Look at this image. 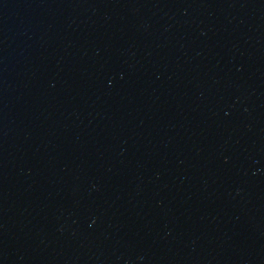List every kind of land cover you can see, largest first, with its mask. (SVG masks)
<instances>
[{"label": "water", "instance_id": "obj_1", "mask_svg": "<svg viewBox=\"0 0 264 264\" xmlns=\"http://www.w3.org/2000/svg\"><path fill=\"white\" fill-rule=\"evenodd\" d=\"M0 264H264V0H0Z\"/></svg>", "mask_w": 264, "mask_h": 264}]
</instances>
